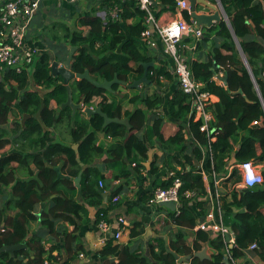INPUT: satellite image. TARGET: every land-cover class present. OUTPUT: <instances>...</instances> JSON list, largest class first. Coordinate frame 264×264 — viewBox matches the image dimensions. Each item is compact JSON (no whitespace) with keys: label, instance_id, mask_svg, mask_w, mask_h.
<instances>
[{"label":"trees","instance_id":"trees-1","mask_svg":"<svg viewBox=\"0 0 264 264\" xmlns=\"http://www.w3.org/2000/svg\"><path fill=\"white\" fill-rule=\"evenodd\" d=\"M86 1L91 9L82 14L76 13L73 4L63 7L69 17L77 14L73 18L74 29L64 21L52 22L49 28L45 26L49 37H42L45 38L43 41L50 40L47 44L49 49L37 56L31 73L28 70L16 73L5 67L0 69V194L2 189L11 188L7 210L14 212L8 216L0 208V248L23 246L13 254L0 253V264H44V261L70 264L76 254L83 251V244L74 232L65 234L60 246H51L49 250L44 247V234L57 236V222H75L73 219L83 210L74 199L75 187L71 180L60 177L56 171L58 165L61 172L68 164L77 168L75 153L70 145L52 137L51 129L57 126L68 131L72 144H78L77 153L83 164L91 165L96 159L106 156L105 161L112 171L111 181L127 180L144 168L148 150L156 141L163 151L166 171H174L181 181L179 211L167 209L166 215V221L179 229L169 238L170 250L177 256H191L206 247L209 260L193 258L186 264H226V242L221 236L212 237L209 232L196 230L192 245L186 243V231H193L195 225L204 219L207 210L205 202H196L193 206L190 203L194 199L186 196L188 192H195V197L205 196L202 177L192 170L193 161H200L202 157L199 146L207 144L205 134L199 131L201 122L194 121L192 117L187 120L192 108L189 96L179 88L165 98L161 90L141 94L114 84L112 92H108L86 80L70 82L73 102L83 103L85 108L100 107L109 118L127 120L129 128L118 123L103 127V119L98 115L87 117L83 110L73 112L69 107H61L66 102L67 91L62 78L51 75L50 56L59 63L63 62L69 50L63 55L60 53L66 46L76 48L70 64L71 71L74 74L88 71L97 82L112 81L117 76L119 81L132 83L143 75L140 64L153 61L146 54L147 46L141 41V33L147 27L145 13L139 10L135 0L114 2L121 5L116 20L109 15L102 20L96 15L100 10H109L113 0ZM155 1L158 3L156 17L177 8L176 0ZM209 1L214 3V0ZM219 1L251 74L222 20L210 28L222 38L211 59L207 62L191 61L188 66L193 78L203 84V91L218 98V102L209 107L214 118L211 127L215 129L216 136L211 144L212 171L218 178H224L220 208L223 226L234 235L231 258L254 264L248 258L250 254L264 264V181L255 188L237 190L234 186L240 181L238 171L235 167L228 171L231 166L246 161L264 163V0ZM95 4L99 5L98 10ZM181 12L183 18L189 21L187 11ZM221 49L230 54H222ZM213 63L225 72L224 86L212 80L216 72L215 69L212 71ZM160 77L172 83V75L164 68L148 69L147 79L157 87L161 86ZM32 83L35 88L31 87ZM126 103L132 104L131 109L125 108ZM163 106L168 118L178 124V130L167 139L161 134L163 117L153 113ZM187 124L192 141L184 138ZM142 131L143 137L139 134ZM98 133L111 139L107 149L97 145ZM7 146L13 150L2 153ZM233 159V164H230ZM14 163L17 167L13 166ZM173 163L180 166V170L174 168ZM154 164L152 162L149 167V174L153 177L157 172ZM18 175H23L25 179H18ZM262 176L264 179V173ZM100 180L104 177L97 170L86 168L78 190L79 197L86 204L97 208L96 223L100 219L108 221V212L116 206L111 200L120 191L113 188L107 206L103 205L102 192L97 187ZM171 184L172 179L160 181L158 177L153 186L154 189H167ZM151 197L152 194L145 200L148 202ZM41 204L44 206L37 212ZM164 208L158 206L157 210L166 211ZM33 224L36 230L29 236ZM143 233V224L135 222L130 227V241ZM154 242L155 246L148 244L150 254L147 256L130 244L122 245L109 238L95 255L102 260V264H176V258L167 252L165 241L155 239ZM255 242L258 248L248 251V247ZM58 247L65 257L52 255ZM228 264L233 263L228 260Z\"/></svg>","mask_w":264,"mask_h":264},{"label":"crops","instance_id":"crops-1","mask_svg":"<svg viewBox=\"0 0 264 264\" xmlns=\"http://www.w3.org/2000/svg\"><path fill=\"white\" fill-rule=\"evenodd\" d=\"M204 1L209 4L218 5L217 0H214V3L210 2L209 0H204ZM65 4H69V3H66V0H43V2L41 3L40 11L37 14V16L39 17L38 25L40 21L44 19H49L50 16L49 11L51 10L58 11L60 13H62L64 10V12L67 13L68 15L69 13L65 9H63ZM195 12L197 14L213 13V11L205 7L204 4H202V2H200V4L196 6ZM187 13L190 15V11ZM169 14L170 15L167 16L168 19H174L179 15L182 16V12H179L178 10L172 11ZM190 19L191 17L189 18V21ZM217 23L218 22L213 23V26L211 27L203 26V37L198 41H194L189 38H185L182 40L183 46L181 48L182 49L181 53L186 57L187 63L191 61L207 62L211 59L213 50L219 47L222 43V38L216 34L215 30L210 29V28H214L217 25ZM43 27L45 28V26ZM33 28H36L35 22L33 23ZM38 32H40L39 29ZM31 33L32 32H30V34ZM37 33L35 34L36 36L34 40H31L32 37H30L29 34L28 37L30 38L27 41L29 42L32 41V43L29 42L28 43L37 46L38 48H41L42 53L46 52L47 50L45 49L42 43L43 38L41 37V35L39 36V33L38 34ZM153 43L154 44H152L151 46L146 47L147 49L146 54H148L149 57H151L153 60L151 62L153 64L151 67H157L159 69L164 68L165 71L169 72L172 75L173 62L171 58L168 55H166L161 41L155 35H153ZM46 47L47 49H49L48 45H46ZM69 49L70 47L66 46L65 49L63 48L60 55H63ZM236 50L238 51L237 48ZM51 52L53 53L54 51ZM221 53L224 55L230 54L229 51L223 49H221ZM214 69L216 70V72L213 75L212 80H214L217 85L224 86L225 85L223 82V80L225 79L224 70L221 67L217 66L215 63H213L212 70ZM159 80L161 84L160 87H157V85H155L154 82L151 83V81H149V84H151L149 87L148 86L145 87V84H143L142 87H140V90L137 91H139V93L141 94H146V93L152 94L156 90H158V92H160L159 90H161L162 91L161 94L165 98H169L172 95L174 89L178 88L176 84V80L174 79L173 75H172V83H169L166 79L162 77H160ZM212 102L213 103L218 102V98L214 95L212 98ZM126 104L132 106V104L130 103H126ZM127 105H125V108L128 109ZM83 108L85 107L83 106ZM153 113L163 117L161 134L165 139L172 136L178 130L177 127L178 124H176L175 122H173L168 118L165 112V106L155 110ZM51 130H52V137L55 141L60 140L64 144L70 145L71 149L75 153V163L77 164V168H74L76 165L68 164L67 166L63 167V171L61 172L59 170V165H58V167H56V171L58 172V175L60 177L68 178L71 180V182L75 187L74 199L78 204L82 205L83 210L78 212L76 219H73L75 220V222H70V221L57 222L56 224V231L58 232L57 236H51L48 234L43 235V242L46 250H49L51 246H55V247L57 245L60 246L64 239L65 234L74 232L78 236L79 241H81V243L83 244V251L77 253L75 258L70 262V264H102V260L100 258H97L95 253L105 245L106 241L109 238H112V234L116 228V220L118 217L124 218L129 224V227H132L135 222L142 223L144 229V233L139 238H136L132 241H130L129 235H124L120 240V244L122 245L130 244V246L133 249L136 250L138 249L144 255L147 256L150 254L148 244L152 243L155 246L156 245V243L154 242L155 239L164 240V238H166L167 244L169 245V238L179 229L169 221H166L167 213H165V210H161V211L153 210L148 205V202L145 200L146 196L150 195L153 192L154 190L153 184L155 180H157L158 177L160 181L165 180V179L163 180V178L165 177L167 170L163 161V155H162L163 151L161 149V146L156 141H154L153 144L154 146H152V148H149L148 150V160L145 163H143L144 168H141L138 173H133L130 176V178L127 180L111 181L112 171L109 168L108 163H106L105 161L106 159L105 155L99 159H96L91 165H85L81 162L78 156L77 153L78 144H72L70 142L68 131L60 126L54 127ZM143 133H144L143 131L139 133L141 134V137H143L144 135ZM96 138H97V145H101L105 149H107V147L111 145L112 142L111 139L102 133H98ZM12 150L13 148L7 146L1 152L8 153L11 152ZM152 162H155L154 167L157 168L156 176L154 177L149 174V167ZM233 162L234 159L230 162V164H233ZM207 164L208 162L205 159L203 162L193 161L194 167L192 171L197 172L199 169H202L207 172L210 169V165L208 167ZM13 166L17 167V164L14 163ZM173 166L177 170H180V166H178L177 164L173 163ZM259 166L263 174L264 163L259 164ZM86 168H94L95 170L98 171V173L101 176L104 177V180H100L104 188L99 187L97 185L98 190L102 192L103 205L107 206V203L111 195V190L113 188L120 189L119 194L117 195L119 198L118 202L115 203L116 206L113 209H111V211L108 212V222L111 224L112 229L107 233L102 232L97 226L98 224L96 223L97 208L93 206H89L82 200L81 197H79L78 190L80 186V181L82 174ZM186 169L191 170L189 167H186ZM17 178L21 180L25 179L23 175L20 176L18 175ZM206 187H210V186L205 185L204 188ZM10 191L11 188H4L2 189V193L0 194V208L5 210L8 216H12L14 214L13 211L7 210L8 200L10 199ZM43 206L44 204H41V206L37 208V212L40 211V209H42ZM35 230H36V226L33 224L29 236L32 235L33 231ZM194 231L195 230L186 231L185 238H186V243L188 245H192L193 241L195 240L193 235ZM154 251L156 252V249ZM206 253L209 256L208 252ZM58 254H60L62 257H65L64 253L61 252L60 247L52 251V255L57 256ZM253 261L256 263L257 259L253 258ZM114 262H117V260L114 259Z\"/></svg>","mask_w":264,"mask_h":264},{"label":"built area","instance_id":"built-area-1","mask_svg":"<svg viewBox=\"0 0 264 264\" xmlns=\"http://www.w3.org/2000/svg\"><path fill=\"white\" fill-rule=\"evenodd\" d=\"M67 1L69 4H73L77 0ZM116 1L123 3L126 0H113V6L109 10H100L96 15L102 20H105L107 15L116 20L121 11V5L114 4ZM135 1L139 10L145 13V24L147 26L141 33V41L147 47L154 44L153 35L161 41L164 52L173 62L172 75L177 82L178 88L189 96L191 100L192 108L187 120L192 117L194 121H200L199 131L204 133L207 138V144L199 146L202 152L200 162L205 159L210 163V169L207 172L199 169L194 173L199 174L203 183L210 187L205 188V196L195 197V192L186 193L187 197L194 199L190 204L194 205L200 201L207 204L204 219L195 225L194 230L209 232L212 237L221 236L226 242L225 256L227 260L237 264V261L231 258L230 252L234 244V235L222 223L220 206L223 189L221 182L224 178H218L212 171L211 144L215 142L216 136L215 129L211 127L214 118L209 107L213 104V95L203 91V84L193 78L186 57L181 53L182 40L189 38L198 41L203 37V26H198L192 18L190 21H186L180 15L174 19H168L167 16L170 15L171 11L163 12L159 17H156V6L158 3L155 0ZM42 2L43 0H0V69L5 67L15 70L16 73H22L33 66L37 56L41 53V48L28 43L27 32L35 15L40 10ZM176 7L179 12L182 10L190 11V4L187 0H176ZM188 127L189 125L187 124L186 130L183 131L184 138L187 141H192V135L188 132ZM233 167L237 169L240 177L239 183L234 186L235 189H252L262 185L264 179L259 164L253 161H246L231 166L228 171L231 172ZM168 179H172L171 186L167 189L155 188L151 193L152 197L148 201V205L153 210H157L158 206L163 207L161 206L163 203H174V211L178 212L180 207L178 192L181 187V181L174 171H166L163 180L166 181ZM98 186L103 187L102 182L99 181ZM118 199V196H115L112 198V202L115 204ZM164 209H166L165 213H167V208ZM97 226L104 233L112 229L111 224L105 219H100ZM129 231L130 227L127 221L122 217H118L112 238L116 243H120L124 235H129ZM257 248L255 242L248 247V251L251 252ZM248 258L251 261L253 260L250 254ZM44 264H49V262L44 261ZM254 264L263 263L254 262Z\"/></svg>","mask_w":264,"mask_h":264},{"label":"water","instance_id":"water-1","mask_svg":"<svg viewBox=\"0 0 264 264\" xmlns=\"http://www.w3.org/2000/svg\"><path fill=\"white\" fill-rule=\"evenodd\" d=\"M187 1H189V3H190V17L192 18L193 21L196 22V24L198 26L211 27V26H213V23L220 22L221 20L227 22L228 29L231 32V35L234 39L235 46L238 49V52L242 58L243 64L245 65V67L250 72L246 58H245V56H244V54H243V52H242V50L238 44V41H237V39H236L232 29H231L230 23L227 19L226 14L224 13V10L222 8L220 1L217 0L218 5L209 4V3L205 2L204 0H187ZM200 2H202V4H204L205 7L211 9L213 11V13L212 14H197L195 12V9H196V6L198 4H200ZM69 50L70 51H69V54H68L66 60L61 64L59 62L55 61L53 59V56H50L51 75L54 77H58V76L61 77L63 85L67 91L66 102L64 104H62L61 107L62 108L69 107L73 112H75L77 110H83V112L86 114L87 117L92 116V115H98L103 119V122H104L103 127H106L110 123H118V124L125 125L129 128V123L127 120H119L117 118H109L106 114H104L101 111L100 107H97L94 109L83 108V103L75 104L72 100V92H71V88H70V82L72 80H86L87 82H89L90 84L95 86L96 88L103 89V90H106L108 92H112V86L114 84H121V85L125 86L127 89L140 90L141 85L149 84V80L147 79V72H148L149 67H151L153 64L151 62L141 63L140 65L143 67V75L140 79L133 81L132 83H126L124 81H119L117 76H114L112 81L104 80L102 82H97L90 77L88 71H84L83 74H74L71 71L70 64H71L73 54H74L76 48L70 47ZM250 74H251V72H250ZM259 78H263V76L259 75ZM223 82L225 84L226 78L223 80ZM161 206H163V207H165L171 211L175 210V204L174 203H163ZM164 241L166 242L165 246H166L167 252L176 258V264H186L187 262L191 261L193 258H197L201 261L210 259L206 253L207 248H203L202 250L194 253L191 256L190 255L189 256H177V255H175V253H173L170 250L169 245L167 244L166 238H164ZM22 248H23L22 245L4 246V247L0 248V253L13 254L15 251L20 250ZM224 263L228 264V260H227L226 256L224 257Z\"/></svg>","mask_w":264,"mask_h":264},{"label":"rangeland","instance_id":"rangeland-1","mask_svg":"<svg viewBox=\"0 0 264 264\" xmlns=\"http://www.w3.org/2000/svg\"><path fill=\"white\" fill-rule=\"evenodd\" d=\"M66 3H68V1L66 0ZM71 5V4H70ZM73 5H75V8H76V13L77 14H82V13H85V12H88V11H90V7H89V5H88V3H87V1L86 0H77L75 3H73ZM97 10H98V8H99V5L98 4H95V6H94ZM93 7V8H94ZM57 10H59V9H57ZM40 11V10H39ZM39 11H38V13H39ZM50 12V16H49V19H44V20H42V21H40L39 22V25H38V20H39V17L37 16V14L35 15V16H37V17H34V22H35V27L36 28H33V21H32V23H31V25H30V27H29V29H28V32H27V40L30 38V37H32V39L31 40H34L35 39V34L38 32V29L40 30V32H38L39 33V35H41V37L43 36V37H49V36H47V32L48 31H45L46 30V27L47 28H49V24L51 25L52 24V22H59V21H64V22H66L67 24H68V26H70L71 27V29H74V26H73V18H75V16L77 15V14H75V15H73L72 17H69V15H67V13H65L64 11L62 12V13H60V12H58V11H53V10H51V11H49ZM225 24H226V26H227V22H225ZM32 26V27H31ZM43 26H46L45 28L43 27ZM228 27V26H227ZM33 28V29H32ZM38 28V29H37ZM43 28H44V30H43ZM43 31H45V32H43ZM30 32H32L31 34H30ZM34 32V33H33ZM37 33V34H38ZM61 33V32H60ZM30 34V35H29ZM28 35L30 36V37H28ZM42 37V38H43ZM45 38H43V40H44ZM48 41H50L49 39H46V41H42V43H43V45H44V47H45V49L47 50V47H46V45L48 44ZM29 42V41H28ZM29 43H32V41H30ZM48 48H49V45H48ZM41 53H42V51H41ZM66 60V59H65ZM64 60V61H65ZM63 61V62H64ZM60 63H62V62H60ZM131 65H133V64H131ZM32 67H30L29 69H28V72H32ZM29 85H31V84H29ZM31 87L32 88H35L34 87V85H33V83H32V85H31ZM141 87H142V85H141ZM145 87H147V86H145ZM127 105V104H126ZM128 106V108L130 109L131 108V106H129V104L127 105ZM237 263L238 264H245L244 262H243V260H239V261H237Z\"/></svg>","mask_w":264,"mask_h":264}]
</instances>
